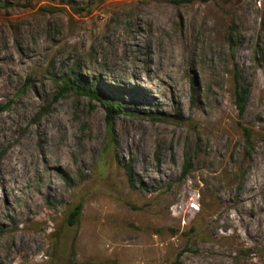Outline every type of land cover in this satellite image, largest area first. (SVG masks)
I'll use <instances>...</instances> for the list:
<instances>
[{
    "label": "rangeland",
    "instance_id": "374dc122",
    "mask_svg": "<svg viewBox=\"0 0 264 264\" xmlns=\"http://www.w3.org/2000/svg\"><path fill=\"white\" fill-rule=\"evenodd\" d=\"M178 263L264 264V0H0V264Z\"/></svg>",
    "mask_w": 264,
    "mask_h": 264
},
{
    "label": "trees",
    "instance_id": "16d2710c",
    "mask_svg": "<svg viewBox=\"0 0 264 264\" xmlns=\"http://www.w3.org/2000/svg\"><path fill=\"white\" fill-rule=\"evenodd\" d=\"M195 1L205 2L207 0H179L181 3H192ZM232 33H237L238 30L236 27L231 28ZM238 34V33H237ZM230 45L232 46V39H230ZM96 80H90L88 78H84L81 76L74 77L73 79L65 80L63 83V88L66 91H74L76 93L86 95L91 100H97L106 105V120L109 128L110 141L109 144L112 145L115 141L113 133L115 119L116 116L124 112L125 104L121 96L117 93H113L112 91L101 90L98 87H95ZM234 93H235V103L239 112V116H242L246 111L247 99L250 94V85H247L242 81V76L239 72L235 74V82H234ZM241 128L243 137L246 142L249 143L252 140V130L245 127L241 123H239ZM190 167L189 160L186 162L185 170L183 171V175L188 173V169ZM129 179L133 181V172L128 170ZM83 206L81 203L74 205L69 208L67 214V223L70 226H74L76 224L77 219L81 215ZM181 264V263H178Z\"/></svg>",
    "mask_w": 264,
    "mask_h": 264
}]
</instances>
